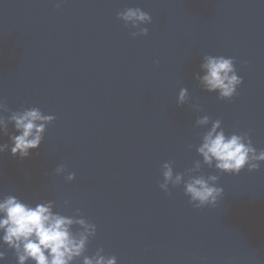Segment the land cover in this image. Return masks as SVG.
Returning <instances> with one entry per match:
<instances>
[{
	"label": "water",
	"instance_id": "1",
	"mask_svg": "<svg viewBox=\"0 0 264 264\" xmlns=\"http://www.w3.org/2000/svg\"><path fill=\"white\" fill-rule=\"evenodd\" d=\"M129 7L151 15L147 36L117 19ZM205 55L234 59L243 83L231 100L195 79ZM182 87L188 99L177 106ZM0 99L5 118L32 107L56 117L29 157L0 153V198L78 210L97 229L85 255L264 264V162L239 174L203 165L196 148L210 124L195 123L220 119L226 135L247 132L264 150V0H0ZM197 160L224 190L214 207L194 208L183 185H169L171 195L159 187L165 162L175 174ZM0 250V264H17Z\"/></svg>",
	"mask_w": 264,
	"mask_h": 264
},
{
	"label": "clouds",
	"instance_id": "2",
	"mask_svg": "<svg viewBox=\"0 0 264 264\" xmlns=\"http://www.w3.org/2000/svg\"><path fill=\"white\" fill-rule=\"evenodd\" d=\"M56 6L59 8L60 4ZM117 19L123 21L125 27L136 30L130 33L133 38L147 36L149 29L144 25L152 23L151 15L139 7L118 12ZM195 79L205 91L217 93L219 99L226 101L237 95V88L243 83L242 77L236 72L234 59L223 55H205ZM187 99L188 89L182 87L178 93L177 106L184 105ZM193 108L201 110L198 105H193ZM8 111L6 103L0 99V113ZM55 119L54 115L44 114L36 107L12 111L7 118L0 115V134L8 136L10 141L0 144V153L10 149L14 157H29L31 150L39 148L47 126ZM195 123L202 127L210 124L196 148L203 165L214 167L222 173L239 174L245 167L249 172L258 170L260 162H264V150L257 151L247 132L226 135L221 120L213 121L208 115L197 118ZM9 124L18 134L9 133ZM201 169L202 163L197 160L184 173L174 174L173 162H165L162 165L163 182L159 187L171 195L169 185L172 188L183 185L184 194L189 197V203L194 208L214 207L224 190L216 186L219 180L217 175L198 174ZM64 171L63 165L55 169L57 175ZM74 179L75 173L66 176L67 181ZM54 207L55 202L52 200L32 206L13 195L0 198V245H6L7 249L14 251L17 264H74L81 258L82 264H117L115 256L102 254V248L91 257L85 255L90 239L96 235L95 224L80 217L78 210L74 215L66 216L54 211ZM74 227H77L76 231H73ZM5 256L6 250H0V261Z\"/></svg>",
	"mask_w": 264,
	"mask_h": 264
}]
</instances>
